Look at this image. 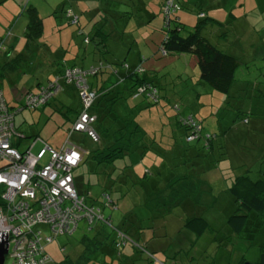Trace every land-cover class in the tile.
I'll use <instances>...</instances> for the list:
<instances>
[{"label":"rangeland","instance_id":"1","mask_svg":"<svg viewBox=\"0 0 264 264\" xmlns=\"http://www.w3.org/2000/svg\"><path fill=\"white\" fill-rule=\"evenodd\" d=\"M175 3L169 18L178 19L187 26V30L193 29L201 21L197 12L200 7H204L208 17L207 25L202 30L204 36L220 49L241 58L246 65L238 70L237 83L230 95L213 90L199 79L195 56L163 54V29L168 23L171 27L174 24L164 13V0H0V40L3 42L0 65L6 59L2 53L11 55L10 58L20 53L25 56L22 72L17 75L18 83L11 81V77L15 76L13 71L0 78V87L10 105L18 107L23 104L20 89L26 87L27 90L32 88L37 91L36 85L39 83L48 85L60 77L58 75L64 68L63 61L74 62L85 67V70L94 64L101 72L108 69L101 68L102 61L106 67L115 65L114 70L120 75L127 74L129 67L141 68L140 75L147 74L158 85L159 104L142 111L137 119L141 124H152L156 135L163 139L162 147L167 149L161 151V155L165 152L166 156L160 155L156 160L161 167V176L156 175L153 181L161 179L166 184L167 179L171 181L175 175L190 169L192 175L200 176L214 191L225 190L217 198L208 199L210 207L195 205L188 199L183 209L174 210L165 223H161L166 228V234L163 231L159 234L167 236L168 251L157 255L162 259L176 257L178 264H240L241 261L254 264L261 255L264 218L251 215L247 235L238 237L231 233L227 218L231 213L230 208L236 206V201L229 190L233 180L226 176L247 173L257 179V170L264 167V0H178ZM28 7L37 10L43 20L44 31L42 37L27 49L24 32L28 24ZM231 13L237 17V21L230 17ZM71 14L79 18L78 24L69 19ZM103 20L106 26L99 22ZM99 27H105L109 34L106 48L104 45L97 46L98 38L93 36ZM108 77L110 83L107 86L119 81L114 73L102 78ZM88 79L92 84L97 82L94 76ZM61 85L62 94L51 106L33 112L24 111L16 116L17 128L26 137L25 146L31 145L35 136L41 140L35 144L34 152L45 146L58 148L72 134V120L75 113L80 111L82 101L76 86L64 81ZM237 94L242 97L238 99ZM177 110H180L178 113L184 119L193 116L201 123L205 134L212 137L214 145L221 144L222 149L215 147L213 152L201 149L198 145L202 140L196 139L190 144L184 143L185 129L176 126V118H179ZM71 139L74 144L79 142L77 145H80V149L89 154L76 171L83 187L81 194L86 196L91 192L89 204L104 210L102 212L111 220L106 232L111 238L113 235L115 237L117 228L130 216V210L135 209L134 204L140 202L141 206L145 203L142 200L145 196V181L142 184L140 181L145 166L149 167L154 156L150 153L141 159L139 152H133L130 159L118 160L113 164H97L92 154L100 148L99 143H94L80 133L72 134ZM175 142L185 147V154H189L192 148L194 151L191 155L196 156L192 160L184 156L172 159L173 150L165 144L174 147ZM186 163L192 166H186ZM222 174H227L223 181ZM133 175H139L140 178L138 180L135 177L139 183L131 186L130 178ZM118 180L120 184L116 183ZM160 182L158 185L162 187ZM114 186L119 188L112 191ZM105 190L113 192L114 207L106 206L103 197ZM143 208L140 209L143 211ZM196 213L205 217L211 226L200 239L190 231L179 232L182 221ZM96 225L95 221L93 228ZM90 230L81 221L71 235H59L49 244L43 242L51 259L50 264H61L69 258L75 260L83 252L82 239L95 234V231ZM36 231H41L43 238L52 234L47 225L38 226ZM131 249L128 246L126 252L130 253ZM97 258L89 264L110 263L97 261ZM5 264H13L11 255L6 258Z\"/></svg>","mask_w":264,"mask_h":264},{"label":"trees","instance_id":"2","mask_svg":"<svg viewBox=\"0 0 264 264\" xmlns=\"http://www.w3.org/2000/svg\"><path fill=\"white\" fill-rule=\"evenodd\" d=\"M166 1L167 0H164V4ZM197 14L201 21L191 30H187V26L182 24L178 19L173 20L167 18L174 24L171 27L168 23L163 29L165 37L162 43V52L165 53V55L195 56L199 68V79L213 90L228 96L237 83L236 74L238 70L245 64L241 61V58L220 49L218 46L212 44L208 37L204 36L202 30L207 25L208 20L204 7H200ZM73 17L76 16L73 15ZM230 17L236 21L238 20L232 13L230 14ZM69 19L73 20L72 17H69ZM27 20L28 24L24 32V39L26 41V48L28 49L30 46H33V43H36L42 37L44 24L37 10L33 7H28L27 9ZM210 21L211 23L218 24L215 20ZM77 22H80L79 18ZM99 22L103 23V26H106L107 24L104 20ZM218 25L221 28L224 27V25ZM95 29L96 26L93 31ZM108 35L109 34L105 31V27H99L96 30V33L93 34V36L98 38L96 43L97 46L104 45V48H106V43L109 37ZM90 40L92 39L90 38ZM24 59L25 56L22 53L17 54L14 58H9V56H7L5 62L0 65V78L13 71L21 70ZM62 63L64 64V68L59 71V75L57 74L60 77L63 76L68 69L79 68L85 70L83 66L77 65L74 62L68 63V61H63ZM101 64V68L108 69L102 72L99 71L94 75V77L97 78L95 84L88 82L91 90L96 88L93 91L96 92L97 99L90 112L96 117V122L94 124L96 127L94 126V130L99 138L98 143L100 144V148L94 151L95 153L92 154V158L97 161V164L105 165L113 164L118 160L122 161L125 158L130 159L133 152H139L141 159H143L146 154L151 153L154 156V159L148 164L149 167L145 166L146 169L140 181L141 184L145 181V186L143 187V193L145 196L142 199L145 202L144 205L139 206V201L141 199L137 201L139 203L134 204L135 209L132 208L130 210V216L124 220L120 228H117L126 237L123 241L124 245L122 247H117L116 236L113 237V235L111 238L110 234L106 232V230H108L107 224L99 222L94 228L91 227L92 232L95 231V234L92 237L85 236L82 239L81 243L83 246V252L77 256L75 260L69 258L70 260H65L66 262L64 261L61 264H66L67 262H70V264H89L90 262L96 261L95 258L97 257V261L110 262L108 264H178L176 257H173L172 259L165 257L166 259H162L157 255L160 252L168 251V244L166 243L167 236L159 235L160 231H163V234H166V228L163 227L161 223H163L174 210L181 207L183 209L184 203L188 201V199H190L195 205H202L203 197L211 192V185L203 181L200 176L192 175L190 169L180 175H175L171 181H168L167 179L165 181L166 184H163L162 182H164V180L161 179L153 181L157 176H161V167L156 160L160 158L161 151L167 149L162 147V145H164L162 143L163 139L156 135V130L152 128V124H141L137 117L142 111L159 104V98L157 95L159 92L158 85H156L152 78H149L147 74L145 75L143 73V75H140L141 71L139 70L141 68L138 69L137 66L131 69L129 67L127 74L120 75L119 72L114 70L115 65H109L106 67V64L102 61ZM113 73L118 76L119 81H117V84L115 85L107 86L108 83H110L109 77L108 79L102 77L107 74H110L111 76ZM39 85H42V83H39L36 86L40 88L41 86ZM120 85L121 89L119 88ZM139 89L143 90L139 92ZM38 90L35 91L31 88L29 89V92L36 93ZM237 96L238 99L242 97L240 94H237ZM130 102H132V104ZM6 103L10 109L16 110L17 115L24 113V111L33 112L41 109L29 110L24 108L23 104L15 107L10 106L7 101ZM53 103L55 102H49L46 106H51ZM177 109L179 108L177 107ZM80 111L75 113L76 116H74L76 118ZM179 111L180 110H177V113ZM177 115L179 118H176V120L178 119L176 126L185 129L184 136L186 141L184 143L187 142L190 144L192 141L188 142L187 139L190 136H195L197 141L202 140L198 145L201 149L210 152H213L215 147L222 149L221 144H218L217 146L214 145L212 137L209 134H205L201 123L197 122L193 116L184 119L179 113ZM14 121L15 128L21 133L16 125V117ZM192 121L201 127L199 132L196 133L195 129L192 127ZM149 128H151L152 133H149ZM175 129L176 128H174V131ZM22 135L24 136L23 132ZM37 138L38 136H35L34 140ZM165 146L168 149L173 150L172 159H178L184 156L188 159L190 158L189 160H192L191 158L196 156V154L191 155V152L194 151L192 148L188 151L189 154H185V147L178 145V143L174 145V147H171V145L167 143ZM165 156L166 153L164 152L161 157ZM86 160L87 159H85V161ZM185 165L189 167L192 166L189 163H186ZM250 172L251 170L248 171V173ZM256 174L257 179L252 178L247 173L242 175L231 173V176L226 174L228 179L233 180L232 187L229 188V190L236 201L233 213L227 218V227L231 233L238 237L243 234L247 235V228L251 223V215H255L260 219L264 218V167H260ZM135 177L138 178L139 175L131 176V186L139 183L134 179ZM76 180L82 187L80 178H77L75 175V182ZM159 182L162 187L158 185ZM116 183L120 184L119 180ZM116 187L119 188L118 186H114L112 191L115 190ZM78 191L81 196L85 197V199L91 198L89 192L84 196L81 194L83 193L81 190L78 189ZM111 193L113 194V192L105 190L103 192V197L105 200L106 196H110L112 201L110 207H114L116 204ZM139 207H144V210L142 211ZM100 210L104 211L102 208H100ZM127 214L128 213H126V215ZM210 229L211 226L208 220L202 215L200 216L196 213L193 216H187L186 219L182 221L179 232L187 230L200 239ZM128 246H131L132 248L130 253L126 252ZM244 263V261H241L240 264ZM180 264H188V262ZM254 264H264V241L261 246L259 261Z\"/></svg>","mask_w":264,"mask_h":264},{"label":"built area","instance_id":"3","mask_svg":"<svg viewBox=\"0 0 264 264\" xmlns=\"http://www.w3.org/2000/svg\"><path fill=\"white\" fill-rule=\"evenodd\" d=\"M175 4V0L165 2L167 18ZM69 17L73 18L74 24L78 23L77 17L72 14ZM2 46L0 41V50ZM99 71L95 67L68 69L63 77L41 86L38 92L27 93L23 107L29 110L42 108L62 91V81L74 85L79 90L82 108L74 121L72 134H85L98 143L94 130L96 117L90 112L97 94L90 89L88 77ZM16 115V110L9 108L0 90V241L8 240L13 264H49L51 259L43 242L51 243L59 235L74 233L81 221L90 230L95 221L110 225L111 220L90 205L76 187L75 171L82 163L84 153L73 143L72 134L58 150L45 146L34 152L35 144L41 140L37 138L25 146L26 138L14 125ZM191 125L196 133L201 130L193 121ZM193 139L195 136L187 140ZM105 204L107 207L112 205L110 196H106ZM40 225L49 226L51 236L43 238L42 232L36 231ZM116 234L117 247H122L126 237L119 230Z\"/></svg>","mask_w":264,"mask_h":264},{"label":"crops","instance_id":"4","mask_svg":"<svg viewBox=\"0 0 264 264\" xmlns=\"http://www.w3.org/2000/svg\"><path fill=\"white\" fill-rule=\"evenodd\" d=\"M3 55H4V58H6L7 57V54L6 53H2ZM9 56H11V55H9ZM10 58V57H9ZM95 65L93 64V66L92 67H94ZM85 68V67H84ZM20 72H22V70H19V71H14V73L13 72H11V73H13V74H15V76L14 77H11V81L12 82H16V83H14V84H17L18 82H17V75H18V73H20ZM7 75H9V74H7ZM6 75V76H7ZM64 76V75H63ZM63 76H61V77H63ZM23 77V74H22V76H21V78ZM1 81H2V79H0V86H1ZM62 81V80H61ZM88 82L90 83V81H89V79H88ZM39 86H42V85H39ZM37 87V86H36ZM17 88H19L20 89V87H17ZM39 88V87H38ZM38 88H37V90H38ZM92 88V87H91ZM62 89H63V87H62ZM96 88H93L92 90H95ZM0 90L2 91V89H1V87H0ZM21 91H22V100H23V98L25 97V95H26V93L27 92H29V90H27L26 89V87H24L23 89H20ZM35 90V89H34ZM3 92V95H4V97H5V99H6V101L8 102V104L10 105V102H9V99H7L6 98V96H5V94H4V91H2ZM78 92H79V90H78ZM62 93H60L59 95H57V97L58 96H60ZM14 98H16V94L14 93ZM56 100H57V98L55 97V100L53 99L52 101L53 102H56ZM14 101L15 102H17L18 100H15L14 99ZM51 101V102H52ZM10 106H15V105H10ZM49 106V105H48ZM47 107V106H46ZM45 108V107H44ZM79 111V110H78ZM78 111L76 112V113H78ZM76 116V115H75ZM74 116V117H75ZM76 118V117H75ZM75 118L73 119V121L75 120ZM148 131H149V133H152V131H151V128H149L148 129ZM63 144L64 143H62L58 148H54V149H56V150H58V149H60L62 146H63ZM77 144H79V142L77 143ZM76 144V145H77ZM78 146V148L80 149V145H77ZM53 148V147H52ZM81 151H82V153H84V158H83V161H82V163L80 164V166L85 162V159H86V157L85 156H87V155H89L84 149H80ZM79 166V167H80ZM78 167V168H79ZM78 168L76 169V171L78 170ZM76 171H75V175H76ZM226 174H222L221 175V179H222V181L224 180V176H225ZM77 177V176H76ZM76 187L79 189V190H81L82 192H83V187H81L80 185H79V183H78V181L76 180ZM211 188V192L209 193V194H206L204 197H203V199H202V201H203V204H202V207L204 206V207H210V200H209V202H208V199H213V198H217L219 195H220V193L222 194V193H224L225 192V190L224 191H222V190H220V191H214V189H213V187L211 186L210 187ZM89 193H91V192H89ZM215 193V194H214ZM231 209V213H233V211H234V209H235V207L233 206L232 208H230ZM229 209V210H230ZM228 210V211H229ZM230 213V214H231ZM106 216V215H105Z\"/></svg>","mask_w":264,"mask_h":264},{"label":"water","instance_id":"5","mask_svg":"<svg viewBox=\"0 0 264 264\" xmlns=\"http://www.w3.org/2000/svg\"><path fill=\"white\" fill-rule=\"evenodd\" d=\"M8 255H9L8 240L0 241V264H5ZM246 264H250V263H246Z\"/></svg>","mask_w":264,"mask_h":264},{"label":"bare ground","instance_id":"6","mask_svg":"<svg viewBox=\"0 0 264 264\" xmlns=\"http://www.w3.org/2000/svg\"><path fill=\"white\" fill-rule=\"evenodd\" d=\"M23 110V109H22ZM19 112V111H18ZM21 112V111H20ZM14 125H15V121H14ZM21 134H22V132H21ZM81 134V133H80ZM25 137V136H24ZM69 137V136H68ZM26 138V137H25ZM73 141V140H72ZM74 142V141H73ZM49 244V243H48Z\"/></svg>","mask_w":264,"mask_h":264},{"label":"flooded vegetation","instance_id":"7","mask_svg":"<svg viewBox=\"0 0 264 264\" xmlns=\"http://www.w3.org/2000/svg\"><path fill=\"white\" fill-rule=\"evenodd\" d=\"M71 235V234H70Z\"/></svg>","mask_w":264,"mask_h":264}]
</instances>
